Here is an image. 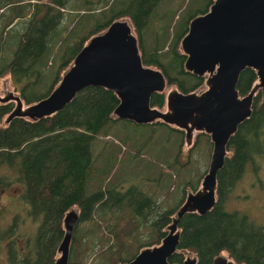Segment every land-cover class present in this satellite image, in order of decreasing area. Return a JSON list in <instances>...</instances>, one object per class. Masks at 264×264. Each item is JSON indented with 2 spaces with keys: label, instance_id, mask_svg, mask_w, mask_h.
<instances>
[{
  "label": "trees",
  "instance_id": "trees-1",
  "mask_svg": "<svg viewBox=\"0 0 264 264\" xmlns=\"http://www.w3.org/2000/svg\"><path fill=\"white\" fill-rule=\"evenodd\" d=\"M69 1L45 0L35 3L28 18L20 22L22 31L15 45L9 41V32L14 26L12 22L22 14L23 9L15 10L10 17L0 22V77L9 74L26 103L46 96L60 78L58 73L68 67L87 39L102 31L113 19L125 15L140 32L139 47L145 64L161 68L168 85L174 84L186 92L203 89L206 76L184 69L185 54L179 48V41L187 31L190 18L205 12L213 0L179 17L167 48H164L163 41L160 42L165 32H156L159 38H154L150 49H144L141 31L148 28L149 14L159 0H129L117 10L111 8L109 16L103 12L106 7L110 8L114 0H110L109 5L102 10L95 9L100 5V0H83L81 6L86 9L79 11L73 19L70 32L62 36V46L57 50L53 48L52 42L61 35L58 26L65 14L72 13L65 7H76L70 5ZM92 2H96V5ZM96 11L103 14V21L86 29V23L92 22L95 15L99 14ZM50 59L57 62L53 84L45 92H36L35 88L43 78L42 73L48 69ZM255 80L256 73L252 68L243 69L236 84L239 93L248 92ZM164 101L163 92L153 93L150 99L152 105L159 107L164 105ZM118 102L114 91L90 85L78 91L69 103L51 115L36 119L13 117L8 122L2 119L12 109L13 101L0 102V120L3 123L0 125V166L5 164L17 171L16 183L11 182V179L8 187H0L8 189L13 184L16 186L14 190H18L21 183L22 198L29 204L30 213L41 215L35 236L26 243L25 251L9 246L11 262L54 264L57 246L64 232V213L74 205L79 208V221L90 219L99 206H104L106 212H113L121 209L127 200L132 205L127 220L111 230L113 241L105 243L104 249L99 252L106 255L102 264L126 263L141 247L159 243L166 234V225L185 194L177 205L155 214L149 224L148 236L132 238L125 245L121 235L129 233L124 231L126 225L135 223L139 217L146 219L151 211H158L154 210L156 204L153 198L136 187L122 191L116 186L109 188V185H100L93 191H87L90 173L96 172L91 142L101 132H105L109 123L119 119L112 113ZM156 123L183 133V130L162 121L151 124ZM228 145L231 154L225 157L224 165L217 173L216 202L205 213L187 212L183 215L178 223L179 243L170 261H181L186 253L191 252L197 256L196 264H211L214 256L227 252L238 263L264 264V223L255 224L245 213L225 209L230 189L242 176L248 163L252 164L254 153L264 150V100L260 91L254 96L250 116L238 126ZM2 177L0 175V180ZM94 179L101 180L102 174L99 173ZM197 187L198 184L191 189ZM77 229L76 224L68 264H86L82 258L84 249L79 248L82 235H77ZM133 245L135 248L130 250Z\"/></svg>",
  "mask_w": 264,
  "mask_h": 264
},
{
  "label": "water",
  "instance_id": "water-1",
  "mask_svg": "<svg viewBox=\"0 0 264 264\" xmlns=\"http://www.w3.org/2000/svg\"><path fill=\"white\" fill-rule=\"evenodd\" d=\"M184 69L206 76L201 91L184 92L170 87L163 108L151 105L155 92L168 83L161 68L142 61L139 37L128 18H115L93 34L74 55L50 92L30 103L19 93L8 92L0 102L14 101L4 116L36 119L51 115L69 103L86 86H103L116 93L119 102L113 115L135 123L163 121L184 131L185 144L196 131L209 134L212 149L207 170L195 190H189L175 209L167 232L159 243L138 250L123 264H196V255L170 261L180 238L178 223L187 212L205 213L217 199V173L228 156L230 137L250 116L254 96L264 100V0H213L208 9L190 18L179 41ZM252 68L256 80L240 94L236 84L240 72ZM79 211L74 206L64 213L63 236L54 264H68L70 243ZM212 264H238L227 254H218Z\"/></svg>",
  "mask_w": 264,
  "mask_h": 264
},
{
  "label": "rangeland",
  "instance_id": "rangeland-1",
  "mask_svg": "<svg viewBox=\"0 0 264 264\" xmlns=\"http://www.w3.org/2000/svg\"><path fill=\"white\" fill-rule=\"evenodd\" d=\"M40 1L45 0H0V22L5 17H10L15 10L23 9L22 14L12 22L14 26L9 32L11 44L15 45V40L22 31L20 22L28 18L34 4ZM100 1V5H97L95 9L102 10L110 2V0ZM128 2L129 0H114L110 8L106 7L107 10L105 9L103 13H108L109 16L111 8L117 10ZM207 2L208 0H159L149 14L148 28L141 31L144 49H150L154 44V38L158 36L155 33L158 31L165 32L163 35L165 38L163 39L162 36L160 42L163 41L164 48H167L179 17L186 15L189 10L192 12L198 7H204ZM82 3L83 0H70L69 4L76 7H65L72 13L65 14L59 24L61 35L52 42L54 43L53 48L58 50L62 46L61 38L70 32L73 19L81 10L86 9L81 6ZM92 3L96 5V2ZM96 13L99 14L95 15L94 20L86 23V29L93 27L96 22L103 21V14L97 11ZM120 17L130 20L128 15ZM133 31L137 36L140 35L134 27ZM140 50L142 52L141 48ZM47 68L42 73V80L35 88L36 92H45L53 84L57 62L50 59ZM62 73L63 70L58 73V76L60 77ZM174 86V84L168 85L164 92L166 93L170 87ZM205 86L203 83L202 87L205 88ZM8 92L19 93L18 85L14 83L9 74H4L0 77V96ZM0 125H3L1 120ZM108 128L110 130L107 131V137L97 136L91 142L93 167L96 169V174L93 171L90 176L88 174L87 191H93L100 185H109V188L116 186L122 191L136 187L150 195L158 209L157 212L151 211L146 219L139 217L135 223L126 225L124 231L129 233L121 235L126 245L132 238L141 239L148 236L150 234L149 224L155 214L165 208L174 207L184 194L192 190V186L197 184L199 186L207 170L212 142L209 134L196 131L191 146L186 145L184 133L171 130L158 123L139 124L130 120L118 119L109 123ZM228 154H231V151ZM252 158H254L252 164L248 163L242 176L230 189L225 209L243 212L255 224H263L264 150L262 153H254ZM99 173L102 174V179H94L99 176ZM0 175L3 176L0 180L2 187H8L11 179V182H17V171L8 165L0 166ZM19 184L21 185L19 187H22V184ZM14 188L16 186L10 184L9 188L2 190L0 194L2 205H5L3 212L0 213V264H15L9 257V246L17 248L18 251H25L26 243L35 236L41 219L39 213L35 215L30 213V206L23 200L22 193ZM74 207L79 211L76 205ZM131 208L129 200L122 204L121 209L113 212H106L104 206H99L90 219L77 221V235H82L79 248L84 249L82 258L86 264H102L106 255H101L99 252L104 249L105 243L113 241L111 230L118 228L127 220ZM12 238L16 241H11ZM114 244L117 246L116 243ZM131 248H135V245L130 246V250ZM188 253L193 255L191 252ZM109 254L110 252L108 256Z\"/></svg>",
  "mask_w": 264,
  "mask_h": 264
},
{
  "label": "flooded vegetation",
  "instance_id": "flooded-vegetation-1",
  "mask_svg": "<svg viewBox=\"0 0 264 264\" xmlns=\"http://www.w3.org/2000/svg\"><path fill=\"white\" fill-rule=\"evenodd\" d=\"M172 85V84H171ZM168 86V85H167ZM174 87H177L176 85L174 86ZM178 88V87H177ZM179 89V88H178ZM204 89V88H203ZM180 90V89H179ZM202 90V89H201ZM201 90H192V91H201ZM165 91V90H164ZM182 91V90H181ZM184 92H186V91H184ZM188 92V91H187ZM164 94H166L165 92H163ZM152 105V104H151ZM164 105H165V101H164ZM164 105L162 106V107H160V108H163L164 107ZM155 106V105H154ZM159 107V106H158ZM159 121V120H158ZM163 122V121H162ZM170 125V124H169ZM172 126V125H171ZM167 127V126H166ZM179 129V128H178ZM182 130V129H181ZM180 133V132H179ZM183 133H184V131H183ZM182 133V134H183ZM184 143H185V139H184ZM192 144V143H191ZM191 144H190V146H191ZM230 151V150H229ZM11 183V182H10ZM2 190H6V189H4V188H2V187H0V194H2ZM18 191H20V193H21V188L19 187V189H18ZM4 208H5V205H2V202H1V200H0V213L1 212H3V210H4ZM154 210L155 211H157L158 209H157V206H155V208H154ZM179 227V226H178ZM166 232H167V229H166ZM11 241H16V240H14L13 238L11 239ZM145 246H147V245H145ZM144 247V246H143ZM142 248V247H141ZM140 248V249H141ZM139 249V250H140ZM223 254H227V252H222ZM222 253H220V254H222ZM188 254H190V253H188ZM187 255V254H186ZM185 255V256H186ZM191 255V254H190ZM194 255V254H193ZM228 255V254H227ZM229 256V255H228ZM215 257V256H214ZM213 257V258H214ZM231 257V256H230ZM185 258V257H184ZM183 258V259H184ZM232 258V257H231ZM182 259V260H183ZM181 260V261H182ZM213 260V259H212ZM196 263H197V256H196ZM236 263H238V262H236ZM123 264V263H122ZM211 264H212V262H211ZM238 264H246V263H238Z\"/></svg>",
  "mask_w": 264,
  "mask_h": 264
},
{
  "label": "crops",
  "instance_id": "crops-1",
  "mask_svg": "<svg viewBox=\"0 0 264 264\" xmlns=\"http://www.w3.org/2000/svg\"><path fill=\"white\" fill-rule=\"evenodd\" d=\"M109 130H110V128L107 127L106 130H105V132H101L98 136H99V137H100V136H103V137L105 136V137H107V135H108V134H107V131H109Z\"/></svg>",
  "mask_w": 264,
  "mask_h": 264
}]
</instances>
